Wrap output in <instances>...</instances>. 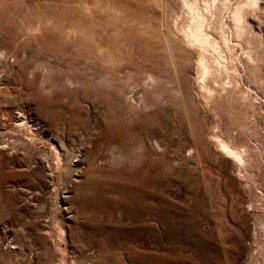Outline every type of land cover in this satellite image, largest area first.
I'll return each instance as SVG.
<instances>
[{
	"label": "rangeland",
	"instance_id": "rangeland-1",
	"mask_svg": "<svg viewBox=\"0 0 264 264\" xmlns=\"http://www.w3.org/2000/svg\"><path fill=\"white\" fill-rule=\"evenodd\" d=\"M118 1L140 30L117 39L108 63L31 48L27 58L18 52L14 62L0 61V264H87L75 260L87 253L77 228L82 196L118 190L122 176L145 162L146 149L171 200L201 201L195 219L217 255L207 261L181 253L185 258L264 264V0L242 15L249 58L236 46L228 4H217L213 16L203 13L202 33L217 51L206 48L204 81L195 47L174 57L164 48L188 25L181 0ZM205 2L196 0L202 12ZM38 61H44L39 69ZM97 158L103 164L89 169Z\"/></svg>",
	"mask_w": 264,
	"mask_h": 264
},
{
	"label": "bare ground",
	"instance_id": "bare-ground-1",
	"mask_svg": "<svg viewBox=\"0 0 264 264\" xmlns=\"http://www.w3.org/2000/svg\"><path fill=\"white\" fill-rule=\"evenodd\" d=\"M209 1L202 6L204 9L202 12L201 8L197 7L196 0H181V11L186 15L188 25L180 31L179 39L174 41L168 39L164 45L173 57L177 50L185 53L186 47H195L198 58L196 72L202 81L210 72V65L203 56L206 48L217 53L215 45L202 33L205 26L203 13L213 16L217 4L221 2L222 6L228 4L230 18L235 13V20L231 18L233 23L235 22L232 26L234 30L237 28L239 31H236L238 38L236 46L246 57L247 53L244 51L247 45L243 43L240 32L244 22L242 15L246 8L256 6V0ZM74 3L66 0H0V61L14 62L18 52L22 53L23 58H27L31 48L61 53L77 59L94 58L108 63L115 57L117 39L121 35L126 39L128 35H135L140 30L138 22L135 21L136 24L133 25L132 19L120 13L121 6L118 0H90L87 2L89 4L80 2L75 6ZM236 3L239 4L237 8ZM135 17L140 18L137 15ZM222 40L225 44L229 42L227 37L222 36ZM35 65H39V69L44 65V61H38ZM151 84L150 77L143 82L145 87ZM137 86L128 88L130 89L128 94ZM96 126L100 125L97 123ZM158 148L156 145V150ZM220 149L226 155L238 159L225 144H220ZM59 153L55 151L57 157ZM191 154L192 151L189 150L187 157L190 158ZM63 155H66V151H63ZM143 156L145 162L133 173L122 176L121 187L118 190L96 192L91 197L82 196V207L76 209L81 220L77 228L80 237L86 239L87 253H78L75 256L76 261H87V264L92 259L95 261L94 264H193L181 253L194 252L202 260L207 261L217 255L213 240L206 238L204 242V235L200 232L195 219L201 204L199 198H192L191 202L186 198L171 200L165 194L169 186L163 185L155 177L157 168L150 160L147 149ZM92 163L103 164L99 158L92 159L91 166L88 167L92 170L95 169ZM184 178L190 180L189 176ZM184 192L191 198V189L186 188ZM85 211H89V216L84 214ZM54 226L59 230L57 223ZM148 243H151V246H148ZM161 244L166 247L160 248Z\"/></svg>",
	"mask_w": 264,
	"mask_h": 264
}]
</instances>
